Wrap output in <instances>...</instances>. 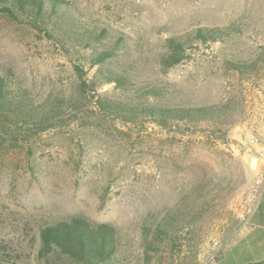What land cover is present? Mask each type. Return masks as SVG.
<instances>
[{"label": "rangeland", "instance_id": "rangeland-1", "mask_svg": "<svg viewBox=\"0 0 264 264\" xmlns=\"http://www.w3.org/2000/svg\"><path fill=\"white\" fill-rule=\"evenodd\" d=\"M73 1L125 36L127 56L118 60L129 64L135 84L162 88L169 103H228L229 109L219 122L171 129L103 116L90 94L83 98L78 91L76 54L0 14V69L11 70L37 102L48 95L81 101L75 121L45 131L0 122V249L19 264H80L57 252L40 256L39 227L81 214L119 228L130 264H213L221 241L240 222L255 175L250 156H259L249 139L264 145V0ZM216 25L235 31L222 42L190 48V57L168 70L160 67L167 36ZM227 60L254 65L238 74ZM97 91L118 96L111 83ZM196 184L214 205L199 232L197 257L186 244L171 251L162 244L148 261L142 226ZM241 256L216 264H235Z\"/></svg>", "mask_w": 264, "mask_h": 264}, {"label": "trees", "instance_id": "trees-1", "mask_svg": "<svg viewBox=\"0 0 264 264\" xmlns=\"http://www.w3.org/2000/svg\"><path fill=\"white\" fill-rule=\"evenodd\" d=\"M0 14L28 24L68 54H76L78 62L74 69L79 79L78 91L83 98L90 94L94 107L103 116L122 122H153L171 129L180 123L188 127L202 121L219 122L229 109L228 103H169L164 100L162 88L146 83L135 84L129 73V64H119L118 60L119 56H127L125 36L82 12L73 0H0ZM234 31L235 26H197L169 35L164 39L159 65L168 70L188 59L190 48L222 42ZM227 64L238 74L247 72L254 65L242 60H227ZM86 69H92L90 76ZM110 83L118 93L114 98L97 91L101 85ZM79 98L48 95L37 102L11 70L0 69L2 127L10 122L39 132L68 124L79 116ZM4 140L3 133H0V146ZM204 189L205 186L196 184L182 192L178 201L160 219L142 226L148 261L152 257L149 252L162 244H167L169 251L176 247L180 250L186 244L192 249L194 259L197 257L199 232L209 209L214 206ZM39 239V255L42 257L57 252L80 264H130L119 228L81 214L46 220L39 227ZM0 264L19 263L5 249H0ZM253 264H264V261Z\"/></svg>", "mask_w": 264, "mask_h": 264}, {"label": "crops", "instance_id": "crops-1", "mask_svg": "<svg viewBox=\"0 0 264 264\" xmlns=\"http://www.w3.org/2000/svg\"><path fill=\"white\" fill-rule=\"evenodd\" d=\"M253 172L264 173V158H257ZM239 254H242V259L235 264L264 261V198L259 201L249 221L246 224L239 222L232 234L221 241L219 257L213 264L229 257L237 258Z\"/></svg>", "mask_w": 264, "mask_h": 264}, {"label": "built area", "instance_id": "built-area-1", "mask_svg": "<svg viewBox=\"0 0 264 264\" xmlns=\"http://www.w3.org/2000/svg\"><path fill=\"white\" fill-rule=\"evenodd\" d=\"M249 143L251 146L256 147L258 156L264 158V145L259 142L258 138L251 137ZM262 198H264V173L257 172L247 187L242 212L240 214V222L242 224H246L249 221Z\"/></svg>", "mask_w": 264, "mask_h": 264}, {"label": "water", "instance_id": "water-1", "mask_svg": "<svg viewBox=\"0 0 264 264\" xmlns=\"http://www.w3.org/2000/svg\"><path fill=\"white\" fill-rule=\"evenodd\" d=\"M256 161H257V157L250 156V165H251L252 167L255 166Z\"/></svg>", "mask_w": 264, "mask_h": 264}]
</instances>
